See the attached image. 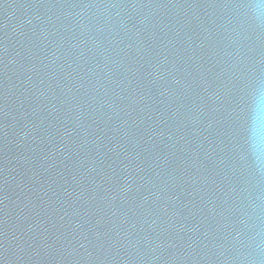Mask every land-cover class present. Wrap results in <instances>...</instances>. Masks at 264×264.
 Returning a JSON list of instances; mask_svg holds the SVG:
<instances>
[{"label":"water","instance_id":"obj_1","mask_svg":"<svg viewBox=\"0 0 264 264\" xmlns=\"http://www.w3.org/2000/svg\"><path fill=\"white\" fill-rule=\"evenodd\" d=\"M0 264H264V0H0Z\"/></svg>","mask_w":264,"mask_h":264}]
</instances>
